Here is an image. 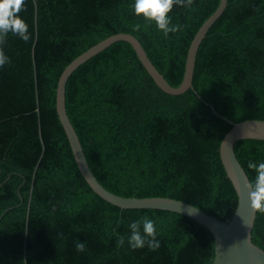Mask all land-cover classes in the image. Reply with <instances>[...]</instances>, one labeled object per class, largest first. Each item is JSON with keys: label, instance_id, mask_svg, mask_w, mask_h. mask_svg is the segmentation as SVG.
<instances>
[{"label": "trees", "instance_id": "16d2710c", "mask_svg": "<svg viewBox=\"0 0 264 264\" xmlns=\"http://www.w3.org/2000/svg\"><path fill=\"white\" fill-rule=\"evenodd\" d=\"M134 2L25 0L18 15L30 40L9 34L0 46L11 61L0 68V215L19 205L0 221V264H213L215 236L196 220L166 210L121 209L93 191L58 115L65 68L118 33L137 37L179 86L192 40L221 0L174 5L172 24L182 27L168 38L135 16ZM194 87L166 93L133 46L119 41L74 71L67 111L108 190L183 200L227 221L239 197L221 142L232 123L264 120V0L228 1L200 46ZM235 150L254 182L247 165L264 162V140L239 141ZM145 216L155 222V251L128 245L129 225ZM252 238L264 249V214H257ZM78 240L86 242L85 251H76Z\"/></svg>", "mask_w": 264, "mask_h": 264}, {"label": "water", "instance_id": "95a60500", "mask_svg": "<svg viewBox=\"0 0 264 264\" xmlns=\"http://www.w3.org/2000/svg\"><path fill=\"white\" fill-rule=\"evenodd\" d=\"M228 1L221 0L219 7L204 22L193 38L188 51L184 78L179 86H173L159 71L137 37L130 33H118L92 46L65 68L60 76L57 88V111L70 141L80 172L93 191L103 199L121 209L166 210L180 213L196 220L208 228L215 236V258L213 264H264V249L258 246L252 238L258 213L252 211L248 198L247 186L251 182V179L239 161L235 150V146L239 141L249 139L264 140V120L249 119L239 123H232V128L226 133L221 142L220 155L222 162L239 197L236 211L229 220L223 221L183 200L163 196L125 197L108 190L98 180L90 167L80 137L68 114L66 104L67 83L74 71L92 57L119 41H126L133 46L140 61L153 77L156 84L166 93L180 95L190 89L194 90V75L200 46L209 30L225 12ZM211 107L217 115L222 116L214 106ZM19 194L23 202L20 190ZM17 206L7 208L0 215V221L10 210Z\"/></svg>", "mask_w": 264, "mask_h": 264}, {"label": "clouds", "instance_id": "9594fccd", "mask_svg": "<svg viewBox=\"0 0 264 264\" xmlns=\"http://www.w3.org/2000/svg\"><path fill=\"white\" fill-rule=\"evenodd\" d=\"M24 3L25 0H0V46L6 44L9 34L19 37L24 42L30 40L28 25L18 15ZM193 3L194 0H135L132 7L137 18H142L148 26L154 24L156 29L168 38L170 33H178L182 27L179 24H172L170 13L173 11V6L189 8ZM140 27V24L134 26L135 30H139ZM10 63V58L5 55L3 47H0V68ZM247 166L256 173L254 182H250L247 186L251 209L254 213L264 214V162L257 164L249 161ZM129 228L131 234L128 237V245L132 250L143 249L145 246L150 251L159 249L160 242L156 238L153 219L141 217L132 222ZM123 244L124 238H118L117 246ZM75 248L77 252L85 251L86 242L78 240Z\"/></svg>", "mask_w": 264, "mask_h": 264}]
</instances>
